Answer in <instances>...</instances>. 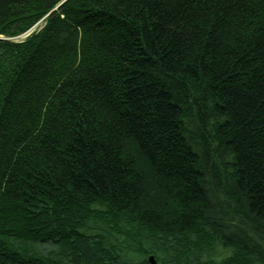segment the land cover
I'll use <instances>...</instances> for the list:
<instances>
[{
	"label": "trees",
	"instance_id": "obj_1",
	"mask_svg": "<svg viewBox=\"0 0 264 264\" xmlns=\"http://www.w3.org/2000/svg\"><path fill=\"white\" fill-rule=\"evenodd\" d=\"M0 37V264H264V0H0Z\"/></svg>",
	"mask_w": 264,
	"mask_h": 264
},
{
	"label": "rangeland",
	"instance_id": "obj_2",
	"mask_svg": "<svg viewBox=\"0 0 264 264\" xmlns=\"http://www.w3.org/2000/svg\"><path fill=\"white\" fill-rule=\"evenodd\" d=\"M44 24V20L42 19L40 22H38L35 26H33L29 31L25 32L24 34L18 35L17 37H14L13 39L20 41L25 39L29 34H31L32 32H35L37 30H39L42 25Z\"/></svg>",
	"mask_w": 264,
	"mask_h": 264
},
{
	"label": "water",
	"instance_id": "obj_3",
	"mask_svg": "<svg viewBox=\"0 0 264 264\" xmlns=\"http://www.w3.org/2000/svg\"><path fill=\"white\" fill-rule=\"evenodd\" d=\"M148 261H149L151 264H155V261H154V259H153L152 256H150V257L148 258Z\"/></svg>",
	"mask_w": 264,
	"mask_h": 264
},
{
	"label": "bare ground",
	"instance_id": "obj_4",
	"mask_svg": "<svg viewBox=\"0 0 264 264\" xmlns=\"http://www.w3.org/2000/svg\"><path fill=\"white\" fill-rule=\"evenodd\" d=\"M1 38V37H0Z\"/></svg>",
	"mask_w": 264,
	"mask_h": 264
}]
</instances>
